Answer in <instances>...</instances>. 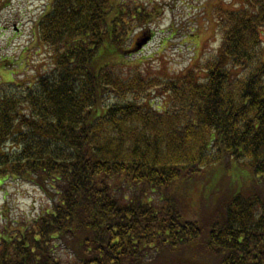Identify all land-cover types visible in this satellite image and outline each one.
I'll return each mask as SVG.
<instances>
[{"label": "trees", "instance_id": "16d2710c", "mask_svg": "<svg viewBox=\"0 0 264 264\" xmlns=\"http://www.w3.org/2000/svg\"><path fill=\"white\" fill-rule=\"evenodd\" d=\"M47 3L35 28L50 66L0 84V187L47 204L1 210L0 264H264V0L216 2L219 46L171 76L135 60L159 4ZM230 165L252 177L210 222L185 216L193 185Z\"/></svg>", "mask_w": 264, "mask_h": 264}, {"label": "rangeland", "instance_id": "374dc122", "mask_svg": "<svg viewBox=\"0 0 264 264\" xmlns=\"http://www.w3.org/2000/svg\"><path fill=\"white\" fill-rule=\"evenodd\" d=\"M9 1L10 3L7 5L0 6V84L13 79L32 81L37 74L45 71L51 62L47 48L38 41L35 28L48 4L47 0ZM134 1L149 4V6L156 4L161 6L160 16L157 17V22L153 27L156 32L153 40L146 45L145 49L141 50L143 53L140 51L141 54L135 57V60L139 62L142 56H149L150 58L145 60V63L149 62L150 65L143 64L142 67L144 73H160L161 76H171L183 72L192 64L195 52H198L201 59L203 55H207L219 46L220 37L214 32L217 23L216 20L214 22L211 15L216 2H223L226 6H230L228 3L231 2V0H228L227 3L224 0ZM234 1L236 2V0ZM174 33L176 36L169 41L167 47L163 51H159L163 40ZM194 42L196 45H193ZM135 52L139 53L138 50ZM161 56L162 58H160ZM11 71L17 74L11 76L10 74L13 73ZM162 100L160 106L165 107L168 100ZM231 165V168H236ZM240 166L242 169H234V171L229 167L222 166L220 168L224 170L225 174L223 170L216 172L217 169L210 175L211 179L195 183L193 185V189H195L190 194L192 198L190 201L187 200L185 216L189 218L199 216L202 223L210 222L213 218L210 208L215 203V199L217 201L220 195L229 191V188H236L241 183L246 184L244 180L252 177L242 165ZM241 170L245 172L242 179ZM237 179L240 180L236 181ZM204 184L213 186V191L209 189L211 186L207 187L208 194H213L212 202L210 199L207 201L203 199L206 188ZM46 204L42 193L31 185L9 179L0 187V213L3 208H6L12 216L28 219L38 215ZM201 206L203 208H200Z\"/></svg>", "mask_w": 264, "mask_h": 264}, {"label": "water", "instance_id": "95a60500", "mask_svg": "<svg viewBox=\"0 0 264 264\" xmlns=\"http://www.w3.org/2000/svg\"><path fill=\"white\" fill-rule=\"evenodd\" d=\"M147 41H148V39H144L142 42H140L138 44V48L140 49L143 46V44H145Z\"/></svg>", "mask_w": 264, "mask_h": 264}]
</instances>
